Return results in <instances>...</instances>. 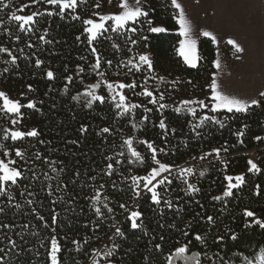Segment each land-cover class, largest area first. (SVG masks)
<instances>
[{"label": "trees", "instance_id": "trees-1", "mask_svg": "<svg viewBox=\"0 0 264 264\" xmlns=\"http://www.w3.org/2000/svg\"><path fill=\"white\" fill-rule=\"evenodd\" d=\"M4 1L0 0L3 21L0 46L9 48L18 59L15 64L5 63L10 57L0 53V89L20 99L22 104L36 101L35 109H22L23 117L18 125L22 131L35 128L39 135L18 141L4 140L3 129L10 126V117L0 114V143L6 146L0 148V158L4 157V151H9L23 172L17 184L9 185L8 192L0 195V209H3L0 264H47L48 237L53 234L62 245L63 264H94V261L109 264V260L112 264H168V257L185 244L189 245L185 255L200 252L202 264L253 263L264 250V228L251 223L253 218L245 217L243 210H252L256 219L264 220V103L252 106L245 113L226 110L212 113L209 85L215 72V46L211 39H199V62L196 68L189 67L176 51L181 36L171 0H148V7L153 9L150 17L154 26L163 25L168 31L105 33L93 45L101 56V67L93 72L95 56L87 43V34L83 33V20L90 16L94 0L78 1L76 9L66 10L62 16L47 15L48 11L58 12V6L43 0L36 4L31 0ZM24 5L27 7L22 12L16 10ZM34 11L44 15L36 18L31 31L19 30L17 22L9 19L12 13L27 15ZM73 14H78L80 19H73ZM128 35L138 39V44L132 45ZM40 36L45 39L40 40ZM107 36L112 39H106ZM141 36L148 39L142 40ZM114 44L120 47H113ZM145 52L152 58L151 72L146 65L139 72L135 69L130 72L131 65L124 66L129 59L137 62ZM37 58L44 61L39 67L35 65ZM108 60L112 61L111 65L107 64ZM80 67L83 72L79 71ZM48 69L54 71V79L47 78ZM68 76L72 77L71 81L66 79ZM177 78L179 82L173 85L172 81ZM134 80L138 85L135 93L147 87L158 99L163 92L165 99L160 103L170 107L158 110L159 103L151 104V98L125 89L129 102L152 111L145 112L140 107L119 115L115 102L108 98L106 82ZM94 82L101 84L98 92L106 100L104 103L93 101L88 107L89 98L84 93ZM29 85L33 90H29ZM76 96L79 98L73 99ZM185 99H202L209 107L193 105L197 108L196 117L186 111L177 113L175 108H183L180 102ZM204 114L216 115L225 126L221 128L208 121L193 131L192 125L199 123V117ZM160 119L165 120V129L159 128ZM81 125L87 126L86 132L80 131ZM104 127L110 131L101 132ZM240 130L244 135H237ZM258 136L262 139L257 140ZM129 137L133 138V147L146 157L143 163L133 162L124 145ZM142 140L154 141L157 149L164 148L163 153L157 152V159L175 167L168 175L171 183L157 188L161 193L160 204H155L151 193L142 188L141 195H135L132 176L145 174L155 164L146 145L140 144ZM18 148L25 152L24 157L15 156ZM214 148L221 149L219 158L212 153L201 159ZM251 149L257 154V164L262 169L259 173L247 170V151ZM121 152L124 154L120 155ZM108 164L113 165L111 170ZM187 168H192V173L182 171ZM237 173L244 174L246 183L233 189V196L213 200L214 196H223L227 184L225 175ZM188 184L195 185L199 191H189ZM258 185L259 195L256 194ZM97 190L100 201L94 202ZM165 201H170L172 207ZM94 203L102 215L96 214ZM132 210L143 213L137 221L143 223V230L131 228ZM53 215L57 216L55 223ZM209 215L214 217V222L207 220ZM117 227L124 235L115 234ZM197 234L203 237V243L195 239ZM10 240L15 242V248ZM157 244L160 248L155 247ZM109 250H113V255L106 257L104 253ZM172 264L186 263L173 256Z\"/></svg>", "mask_w": 264, "mask_h": 264}, {"label": "snow or ice", "instance_id": "snow-or-ice-1", "mask_svg": "<svg viewBox=\"0 0 264 264\" xmlns=\"http://www.w3.org/2000/svg\"><path fill=\"white\" fill-rule=\"evenodd\" d=\"M33 4L40 3L41 0H31ZM44 3L49 5H56L58 6V12H52L48 11L47 15L51 16L54 14L58 15H64L66 10L70 9H76L78 7V0H43ZM112 0H108V3H111ZM171 5L178 10V13L174 16L175 22L179 25V35L182 37V39L179 40V47L177 48L178 54L183 57L184 62L189 65L191 68H196L198 61L200 59L198 53H197V39L199 35H202L203 37L211 38V41L213 43L217 42V37L214 35L213 32L208 30H203L202 32L196 34L194 36L192 25L189 21V19L186 17L185 11L181 4L178 2V0H171ZM99 3L96 4V7H99ZM4 7H8V5H4ZM27 7V5H24L22 8H20L18 11H23V8ZM119 8L121 9L118 13H112V14H101V13H94L93 15L98 17V19L93 18H87L83 20V24L85 27L83 28V33L87 34V43L92 46L91 52L95 56V63L91 66L92 71L96 72L97 69L101 67V56L98 52L97 47L93 46L94 42L98 41L101 37L105 35V33L112 31L117 34L121 33H130V34H138L139 32L146 30L151 33H164L168 31V28L163 25H156L154 26V20L150 17V12L153 11V9L148 7V0H120ZM44 15L43 12L34 11L31 14L27 15H17L16 13H12L9 19L11 21L17 22V26L19 30L21 31H31L32 26L36 24V18L39 16ZM73 19L79 20L80 16L78 14H73ZM110 22V23H109ZM3 21L0 20V24H2ZM147 26L145 29L144 26ZM9 35H11V32H8ZM106 39L111 40V36L105 37ZM16 39H20L19 36L16 37ZM44 36H40V40H44ZM77 40H80V36L76 37ZM128 41L132 45L138 44L139 40L136 38H133L132 35L127 36ZM140 39L147 40V36H141ZM51 41H49L50 43ZM228 44L234 46L235 50L237 52H243L244 49L241 47V45L235 40L229 38L227 41ZM30 47L32 45H29ZM113 47L119 48L120 46L118 44H114ZM132 49L129 48L128 51L130 52ZM23 51L22 49L20 50ZM0 53H7L10 57L9 61H5V63H12L15 64L17 62L18 57L14 55L9 48L0 46ZM44 61L37 58L35 60V65L39 67L42 65ZM215 66L217 68L220 67V62L214 61ZM108 65L112 64L111 60L107 61ZM128 65H131V68H129V71L131 72L133 69H135L137 72L141 71V66L146 65L149 72L153 69V63L152 60L149 58L148 55L142 54L139 56L138 62H133L132 59H129L127 61V64L124 65L125 67H128ZM5 72L8 71L6 68L4 70ZM79 71L83 72L84 69L82 67L79 68ZM99 75H103V73H98ZM46 76L48 79H54L55 73L52 69H48L46 71ZM69 81L72 80L71 76L66 77ZM161 81L164 80V77H159ZM147 81V78H145V82ZM179 82V78L177 80L172 81V84L175 85ZM107 89H108V98L111 99V101L115 102L116 109L120 110L118 112L119 115H125L133 110L144 107L141 104L137 103H131L128 100V96L125 94V89H130L135 93L136 88L138 87L137 82L134 80L131 83H124V82H116V83H108L106 82ZM101 84L95 83L88 85L87 89L85 90L84 96L87 99L86 106L91 107L93 104V101H99L101 103H104L106 100V97L104 95H97L95 92V89L100 88ZM211 89V111L212 113H218L220 110H226L227 113H245L248 112L249 109L252 106L260 105L261 103H264V91L259 93V98H251V99H245V98H238L235 95H229L225 92L220 90V86L217 83L216 78L214 77L211 80V83L209 85ZM29 90H33L32 86H28ZM136 95H142L145 97L151 98L149 100V103L151 104H158L159 103V109L162 110L164 108L170 107V105L165 103H160V101H163L165 99V94L163 92L159 93V97L157 99V96L154 95V92L149 90L147 87H144L139 93H135ZM23 96L24 94L21 93ZM79 97H73V99H78ZM180 104L183 106H177L175 108V111L177 113L181 111H186L187 113L191 114L193 117L197 116V108L193 107V105H197L200 108H207L209 107V104H206L204 100H195V99H185L180 102ZM23 108L28 109H35L36 108V101L29 100L28 103L22 104L20 99H14L10 98L9 94L5 91L0 90V114H3L4 116L11 117L10 123L11 125H17L20 123L21 118L23 117ZM145 112H151V108L144 107ZM145 120L148 119L147 116L144 117ZM211 121L216 124H218L221 128L225 126V122L221 121L217 118L216 115H208L204 114L199 117V123L192 125V130L195 131L197 128H200L201 125L205 124L206 122ZM167 127L166 122L164 119H160L159 121V128L165 129ZM245 128L247 125L244 126ZM80 131L86 132L87 126L81 125ZM110 129L108 127H104L101 129V132L108 133ZM173 131H175L173 129ZM39 135L38 131L35 128H32L28 131H22L18 128L16 129H9L5 128L3 129V139L4 140H12V141H18L22 140L25 137H37ZM238 136L244 135L243 130H240L237 132ZM257 140L262 139L261 137H256ZM43 143V141H41ZM75 143V142H73ZM140 144L146 145L147 150L151 152V160L155 162L156 166L151 167L150 171H148L147 175L140 177V176H132L133 186L135 188V195L138 197L141 195V182L143 189H146L149 193H151V200L155 204L161 203V193L157 191V188L159 186L165 185L166 183L170 184L171 181L169 180L167 175H163V173H168L171 171V168L168 164L162 163L159 159H157V152L163 153L165 151L164 148L155 147L154 141L149 140H142L140 141ZM124 145L127 146L128 151L131 153V156L134 158L133 162H141L143 163L146 159L145 156L141 154L140 151H137L136 148L133 147V138L129 137L128 139L124 140ZM6 146L2 143H0V148H5ZM123 147V145H122ZM223 151L227 152V148H224ZM221 149L220 148H214L212 149V152L204 153L203 156H201V159H204L207 156L212 155V153L216 154V157L219 158ZM16 157H24L25 152L21 149H15L14 152ZM124 153L121 152L120 155H123ZM4 157L9 156V151H4L2 153ZM224 163V161H221ZM17 162L14 159H8L7 161L3 158H0V195H4L8 192V186L9 185H16L19 178L22 177L23 172L19 167L16 166ZM248 164L250 167L248 168V172H261V168L258 166L257 163L253 162L252 160L248 161ZM113 167L112 164H108L107 168L111 170ZM225 167H227V164L225 163ZM53 171H56L55 168H53ZM187 173H192V168H187ZM201 176L204 175L203 172L200 173ZM224 179L227 181V184L225 186V190L223 192V196H214L213 200L222 201L225 197L233 196V189L241 188L246 183L245 176L243 174L232 176V175H225ZM235 180V183L233 181ZM187 188L189 191L195 193L198 192L199 189L196 188L193 184H188ZM257 195H259V185L257 186ZM94 202L100 201V193L97 190L96 195L93 197ZM31 203V201H29ZM165 204L168 207H172V203L170 201H165ZM107 208V205H104ZM95 207V203H94ZM121 208H125L126 206L124 204L120 205ZM127 210V209H126ZM3 209H0V212H2ZM108 211L111 212L112 209L108 208ZM95 212L97 215H102L101 209L99 207H95ZM143 213L139 210H132L129 214V219L131 220V228L132 229H144L143 223H137L138 219L142 217ZM243 215L245 217L253 218L251 223H255L261 228H264V220L256 219V214L254 211L249 210L245 208L243 210ZM43 220L44 218L41 217ZM207 220L212 223L214 222V217L209 215L207 216ZM52 221L55 223L57 221V216H52ZM3 227H8L7 225H4ZM116 235H124L122 230L117 227L115 229ZM145 234H147L145 232ZM236 237L233 236V239ZM50 241V245L47 249V264H63L61 259V252H62V245L60 244L57 236L55 234L50 235L48 237ZM195 239L201 243L204 242V239L201 235L197 234L195 236ZM219 239H223V237H219ZM12 244V247L15 248V242L9 241ZM73 243H76V241H73ZM44 246L43 244L41 245ZM116 245H113V249H115ZM156 248H160V245L157 244L155 246ZM3 249H0V252H2ZM189 252V245L185 244L183 246L177 247L173 253V256L176 258L183 259L186 264L187 262L191 261L194 262V264H202L201 262V253L198 251L191 252L190 255H185V253ZM106 257H111L113 255V250H109L106 253H104ZM204 256H207V253L203 254ZM173 256L168 257V264H172ZM3 260V256H0V261ZM261 264H264V256L260 257ZM95 264V261H94ZM109 264H112V262L109 260ZM248 264H251L249 261Z\"/></svg>", "mask_w": 264, "mask_h": 264}, {"label": "crops", "instance_id": "crops-1", "mask_svg": "<svg viewBox=\"0 0 264 264\" xmlns=\"http://www.w3.org/2000/svg\"><path fill=\"white\" fill-rule=\"evenodd\" d=\"M183 9L194 36L208 30L217 37L214 61L218 60L220 67L215 66L213 78L220 90L238 98H259L264 91V0H203L196 7ZM201 37L197 39L198 55ZM229 38L244 51L237 52L227 43ZM227 49L235 57L232 64Z\"/></svg>", "mask_w": 264, "mask_h": 264}, {"label": "rangeland", "instance_id": "rangeland-1", "mask_svg": "<svg viewBox=\"0 0 264 264\" xmlns=\"http://www.w3.org/2000/svg\"><path fill=\"white\" fill-rule=\"evenodd\" d=\"M78 1H82V2H84V0H78ZM198 1H203V0H178V2L181 4V6L183 7V8H190L191 6L192 7H196L197 6V2ZM206 1H209V0H206ZM3 2L4 3H6V1H4L3 0ZM97 3H99V7H96V4ZM119 3H120V0H112V2L111 3H108V0H94V3H93V5H92V7H91V14H90V16L89 17H87V18H93V19H98V17H96V16H94L93 14L94 13H101V14H112V13H118L121 9L119 8ZM205 6V5H204ZM17 11H18V9H16ZM18 12H20V11H18ZM176 12L178 13V10L176 9ZM17 15H20V14H17ZM86 18V19H87ZM110 23V22H109ZM179 47V46H178ZM229 53L231 54V51L229 50V49H227V54L229 55ZM143 54H146V55H148L149 56V58L152 60V58H151V55L149 54V53H143ZM142 55V54H141ZM138 60H139V58H138ZM138 62V61H137ZM229 62L232 64V63H234L235 62V60H229ZM95 83H98V82H94V83H91V84H95ZM116 83V82H115ZM91 84H89V85H91ZM88 87V86H87ZM98 89L99 88H97V89H95V92H96V94L97 95H100L99 94V92H98ZM0 90H2V89H0ZM2 91H4V90H2ZM10 98H12V97H10ZM14 99H16V98H14ZM195 107V106H194ZM10 119H11V117H10ZM9 129H16V128H18V129H20V127H19V125L17 124V125H11V123H10V126L8 127ZM21 130V129H20ZM247 156H248V161L249 160H252L253 162H255V163H257V159H258V157H257V154H256V152H255V150L254 149H251V150H248L247 151ZM3 159H5L6 161L8 160V159H11V157L10 156H8V157H3ZM163 163V162H162ZM169 165V164H168ZM153 166H156L155 164L153 165ZM152 166V167H153ZM170 166V168H171V171L170 172H168V173H163L162 174V176L163 175H169L170 173H172L174 170H175V167H173V166H171V165H169ZM250 167V165L248 164V168ZM248 168H247V170H248ZM151 169V168H150ZM150 169L148 170V171H150ZM148 171L145 173V174H143V175H141L140 177H143V176H145V175H147V173H148ZM240 174H243V173H237V174H233L232 176H236V175H240ZM244 175V174H243ZM233 183H235V180L233 181ZM141 188L143 189V186H142V182H141ZM143 190H145V191H147L146 189H143ZM261 256H264V250L256 257V259H255V261L253 262V263H251V264H261V260H260V257ZM183 260V259H182ZM184 261V260H183ZM185 262V261H184ZM186 263V262H185ZM188 264H194V262H191V261H189V262H187Z\"/></svg>", "mask_w": 264, "mask_h": 264}, {"label": "built area", "instance_id": "built-area-1", "mask_svg": "<svg viewBox=\"0 0 264 264\" xmlns=\"http://www.w3.org/2000/svg\"><path fill=\"white\" fill-rule=\"evenodd\" d=\"M228 57H229V60H235L234 55H232V54H230V53H229Z\"/></svg>", "mask_w": 264, "mask_h": 264}]
</instances>
